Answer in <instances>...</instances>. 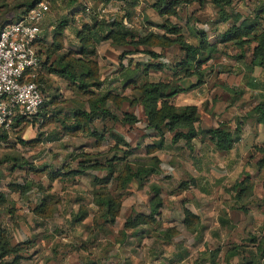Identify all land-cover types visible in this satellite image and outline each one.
Here are the masks:
<instances>
[{
    "label": "crops",
    "instance_id": "crops-1",
    "mask_svg": "<svg viewBox=\"0 0 264 264\" xmlns=\"http://www.w3.org/2000/svg\"><path fill=\"white\" fill-rule=\"evenodd\" d=\"M155 1H49L51 11L43 21L38 43L42 58H50L42 70L49 110L59 105L58 98L67 92L79 93L82 108L90 109V96L77 89L80 81H71L56 72L62 67L68 66L72 73L69 75L84 79L83 83L95 93L110 92L131 99L143 82L175 79L186 90L171 102L177 107L198 108L197 129L225 125L233 132L241 122L240 140L232 149L221 150L211 135L199 133L190 149L182 140L173 143V134L165 131L163 147L151 153L144 148L139 154L159 157V173L142 185L135 180L129 184L121 212L113 224L106 222L101 207L96 204L102 187L96 185L91 175H85L90 177L89 191L83 194L89 196L88 203L82 202L88 206L81 204L78 211L68 205L79 204L84 197L71 199L69 175L63 177L62 189H59L62 183L59 177L51 179L49 176L46 183L20 182L18 190L9 187L10 183L4 184L1 193L5 194L6 202L0 228L8 233L13 246L22 244L25 258L19 264H264V162H261L264 123L249 116L264 100V67L251 64L256 43L242 50L232 41L223 42V33L233 22L216 23L219 14L211 0H205L203 6L196 1L180 4L175 7L177 14L172 16L161 15ZM82 2L91 8V13L80 11ZM257 2L243 0L238 4L234 24L241 25ZM194 4L197 9L192 14L189 7ZM110 16L123 20V31L129 32L134 41L152 35L150 46L140 45L138 49L142 51L124 55L126 50L133 49L131 45L124 47L112 40L92 39L85 49L80 37L84 25H93L94 17ZM16 17L12 11L5 14L6 21H14ZM195 17L208 24L207 40L214 49L212 55L205 53L210 59L203 67L207 68V76L200 84L198 73L183 77L177 64L185 56L184 51L179 44L164 39L175 38L173 34L157 26L169 18L179 25L187 43L198 46L200 26ZM7 23H3V27ZM60 34L62 47L56 50L55 36ZM147 49L156 52L158 57L144 52ZM242 51L243 56L238 58ZM108 63L112 64L111 68ZM147 63L161 66L145 71ZM110 103L111 100L108 105ZM123 103L128 106L124 112H131L132 104L128 100ZM140 111L143 112V107ZM141 124L148 139L145 146L159 140L157 131L148 127L145 119L136 125ZM54 129L50 143L61 140L60 130ZM120 134L127 140L126 134ZM87 136L92 137L88 133ZM81 146L84 150L80 153H101L87 150L86 144ZM72 152L56 150L53 153L55 157L66 158L72 156ZM62 166L65 164L58 168ZM154 187L161 190L162 205L155 213V222L141 223L138 214L151 213ZM130 195L135 199L129 208L126 202ZM129 217L133 224L125 227ZM2 260L0 258V262Z\"/></svg>",
    "mask_w": 264,
    "mask_h": 264
},
{
    "label": "trees",
    "instance_id": "trees-1",
    "mask_svg": "<svg viewBox=\"0 0 264 264\" xmlns=\"http://www.w3.org/2000/svg\"><path fill=\"white\" fill-rule=\"evenodd\" d=\"M0 1V3L3 4V19L5 20V14L8 12H15V14H17L16 19H18L23 13H25L27 10H30L37 3L43 0ZM192 1H196L200 6H203L205 3V0H156L155 6L161 15L172 16L177 14L175 7L183 3L189 4ZM257 1L258 2L256 3L253 12L250 13L247 18H245L241 25L234 24V15L236 14L235 11L237 9L236 6H238L239 3L235 2L234 0H211V3L214 5L219 14V18L216 23H226L229 21L233 22L232 25L223 33V42L232 41L234 46L242 50H244L246 46H250L253 42H255L256 45L253 48L252 54V67H264V0ZM87 6L88 5L83 2L80 3V11L85 13ZM194 13L195 11L192 12V14ZM93 20V25L85 24L81 32L80 37L85 49L86 47H89L92 39H94V41H99L101 39L112 40L118 45L124 47L131 45L133 47V49L126 50L123 53L126 55L129 53L142 51L138 49V46H150L151 40L153 39L152 35H147L138 41H134V37L131 36L129 32L123 31V20H118L115 16L103 17L102 19L94 17ZM195 20H197V25L200 26V43L198 46L187 43L181 34L179 25L174 24L169 18L165 19L162 24L157 26L162 27L168 33L173 34L175 38L170 39L165 37L164 39L170 43L179 44L181 49L184 51L185 56L177 64L179 67L178 69L184 73L183 77L189 76L193 73H198V83L200 84L202 83L204 76H207V68L203 67L210 59V56L205 55V53L212 55L214 49L211 48V45L207 40V31L209 29L206 30L203 28V23L205 24V22H202L199 19ZM5 22L7 23L6 20L3 23ZM63 23L64 22L61 24ZM60 37H62L61 34L55 36L56 41L54 46L56 50L61 49L62 47ZM40 41L41 39L39 38L36 42V49L41 58V72L38 77V81L44 88L45 102L38 114H36L31 119H33V122L42 123V125L45 126L49 124L48 116L50 110L48 108L49 96L47 94V84L42 70L50 58H42V51L38 46ZM144 52L150 54L154 58L158 57V54L153 50L147 49L144 50ZM243 52L244 51L239 54L238 58L243 56ZM160 66V64L155 65L153 63H147L144 69L145 71H148L150 67L158 69ZM192 70H194V72H192ZM227 71L231 72L232 70ZM56 72L63 76H67L71 81L79 80L80 83L77 85V89L90 96L89 110H86L82 107L74 109L72 114L74 122L68 126V134L75 133L77 131H86L91 136L97 137L100 143L103 139H105L106 134L104 133L105 130L101 131L100 128L93 126L96 119H99L100 121H105V119H108L113 123H120L122 126L128 127H133L139 123L140 120L145 119L146 125L155 129L160 137L159 140H155L152 145L145 146V149L148 151V153L156 151L164 146L163 133L165 131H169L173 134V143H177L182 140L190 149H192V140L197 137L199 133L211 135L212 139L216 142L217 148L221 150L232 149L241 138V122H239L237 128L233 132L225 125H221L215 129H197L196 124L200 121L198 108L196 106L177 107L171 102L173 97L186 90V88L177 83L178 80L174 79L171 81L143 82L140 87L136 88L137 94L133 99L124 95H122V98L119 99L122 103L125 100H128L132 106L138 105L139 107H143V117H140L136 113L129 111H125L122 116H119L115 114L108 106V101L112 98V94L110 92L98 94L89 90L87 84L83 83L84 79L81 80L82 78L79 76L69 75L72 73L69 71L68 66L62 67L61 69L56 70ZM116 103L118 104V102ZM249 116L254 117L257 122L264 123V100L259 102L252 109ZM27 120L29 119L20 118L10 133L19 128ZM62 122L65 123V121ZM52 132L53 131L50 132V135L47 138L48 140H52ZM10 133L0 131V141L3 138L6 139L9 137ZM112 136L118 148L119 146L124 145L130 149V145L123 135L113 131ZM118 151H114L111 157L106 155L104 160H101V158L98 156L102 155L103 153H79L77 159L79 158L80 160L76 168L70 167L67 169L66 166H62L61 168H51L45 164L35 169H37L38 172L47 171L48 176L51 179H55L63 175H91L96 185H101L102 187L101 191L98 193L99 199H97L96 204L101 207L103 216L107 218L106 222L113 224L116 222V219L121 212L122 200L128 193L127 188L129 184L135 180L139 183V185H142L152 175L159 173L161 162L160 158L157 156L145 157L143 158V162L135 164L136 167H127V170L130 172V174L123 176V166L120 165V162L127 161L130 156L134 155V151L124 149H119ZM261 162H264V158ZM99 170H105L106 176H97L96 174ZM120 181L121 185L118 183ZM30 183L33 182L31 181ZM115 183H117L118 186L115 187ZM28 186L30 187V185ZM9 187L18 190L21 189V184L13 182L10 183ZM113 191H116V193L120 192L121 194L117 193L118 195H114ZM153 191L151 213L149 215L138 214V220L141 223H151L156 221L155 213L162 205V198L161 190L158 187H154ZM4 202H6V196L5 194L0 193V205L4 204ZM132 224V218L129 217L125 223V227H129ZM23 251L24 248L22 247V244L13 246L8 233L3 231V228H0V258L3 260L10 258L5 261L2 260L0 264H19V262L25 258V256L22 254Z\"/></svg>",
    "mask_w": 264,
    "mask_h": 264
},
{
    "label": "rangeland",
    "instance_id": "rangeland-1",
    "mask_svg": "<svg viewBox=\"0 0 264 264\" xmlns=\"http://www.w3.org/2000/svg\"><path fill=\"white\" fill-rule=\"evenodd\" d=\"M237 3H241L243 0H234ZM1 2V1H0ZM243 5V4H241ZM197 4H194L189 7V11L193 12L197 9ZM197 16V15H196ZM237 17V16H236ZM196 19L198 17H195ZM11 20L7 21L10 22ZM204 25V23H203ZM3 27V4L0 3V29ZM174 53V52H173ZM112 64L108 63L109 68H111ZM106 68V66H105ZM48 94V90H47ZM61 98H58L56 102H59V105L54 107L53 109H50L49 112V120L47 125L43 126L42 123H35L33 122V119L27 120L24 124H22L19 128L14 130L9 137L6 139L3 138L0 141V193L3 192V185L7 183H13V182H48V173L47 171H37V167L43 166L45 164H51L53 167L58 168V166H61L65 164L66 168H76L79 162V158L77 159V156L80 152H82L84 147H82V144H86L88 146L87 150H99L102 155H98L101 160H104L106 155H109V157L112 156L114 151H118L119 149L124 150H133L135 155H132L128 158L125 162H120V165L123 166V176L130 174V172L127 170V167H136L135 164L143 162L144 156H141L139 154L143 153V149L145 148V127L144 124H141L139 126L135 125L133 127L128 126H122L118 123H113L108 119H105V121H100L99 119H96L94 122L95 127L100 128V130H105L106 137L103 139L100 143L97 139V137L92 136L91 138L87 136L86 131H77L75 133H67V128L69 124H71V121L73 120V111L74 109L81 106L80 102V95L75 94V92H67L64 95L60 96ZM86 98V97H85ZM122 95L114 96L112 94L111 103L108 105L112 111L115 114H118L119 116H122L124 113L125 107H128L127 104L122 103L121 101L117 104L116 101L121 99ZM75 106V107H74ZM131 112L136 113L138 116L143 117V112L140 111V107L132 106ZM62 121H65L63 123ZM44 124V123H43ZM59 129L58 133L61 136V140L55 143L48 142V137L50 135V132L52 129ZM54 129V130H56ZM113 131H116L118 133H124L127 135V141L130 145V149H128L126 146L121 145L119 148L117 147L116 142L114 141V138L112 136ZM27 140V141H26ZM23 142H26L23 144ZM56 150H68L72 152V156L69 157H55ZM64 152V151H62ZM119 152V151H118ZM52 154L53 156H51ZM76 157V158H75ZM16 158H18L16 160ZM62 162V163H61ZM98 175H101L102 177L106 176L105 170L101 172L98 171ZM68 177V175L60 176L58 181L62 182L59 183L60 188L63 187V181L65 178ZM163 178L166 179L164 176ZM68 183L70 185L69 191H71L69 194L72 195L74 199L78 197H84L82 199L81 203L79 204H70L68 207L75 208L76 211H78L79 206H88L83 204L88 203L89 196L86 197L83 194L87 191V184L90 181L89 176L85 175H77V176H71L70 179H68ZM161 180V179H160ZM119 185H121V181L118 182ZM117 183L114 184V186H118ZM113 186V185H110ZM109 186V187H110ZM105 187V186H104ZM108 187V188H109ZM107 189V187H106ZM117 191V190H116ZM113 191L114 195H118L117 193L121 194L120 192ZM131 192V191H130ZM68 193V191L66 192ZM131 196V195H130ZM75 197V198H74ZM86 197V198H85ZM129 197V196H128ZM135 198L132 196L128 198L127 200V206L131 204ZM74 202V201H72ZM89 208V207H88ZM128 208V207H127ZM130 208V206H129ZM75 211V212H76ZM124 212L127 211L126 207L123 210ZM0 218H3V204L0 205Z\"/></svg>",
    "mask_w": 264,
    "mask_h": 264
},
{
    "label": "built area",
    "instance_id": "built-area-1",
    "mask_svg": "<svg viewBox=\"0 0 264 264\" xmlns=\"http://www.w3.org/2000/svg\"><path fill=\"white\" fill-rule=\"evenodd\" d=\"M51 11L43 0L0 30V131L10 133L20 118L31 119L45 102V91L38 81L41 58L36 42L43 32V21ZM91 13V8L86 7ZM203 28L208 30L207 24Z\"/></svg>",
    "mask_w": 264,
    "mask_h": 264
}]
</instances>
